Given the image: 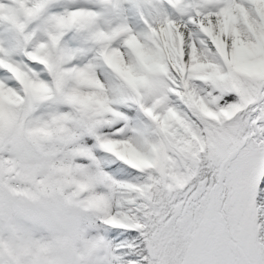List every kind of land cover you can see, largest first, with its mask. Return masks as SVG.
Instances as JSON below:
<instances>
[{
    "label": "snow or ice",
    "instance_id": "6c2138e0",
    "mask_svg": "<svg viewBox=\"0 0 264 264\" xmlns=\"http://www.w3.org/2000/svg\"><path fill=\"white\" fill-rule=\"evenodd\" d=\"M0 264H264V0H0Z\"/></svg>",
    "mask_w": 264,
    "mask_h": 264
}]
</instances>
